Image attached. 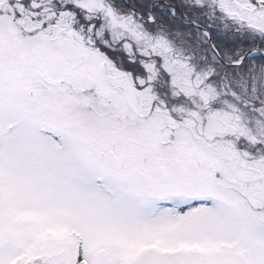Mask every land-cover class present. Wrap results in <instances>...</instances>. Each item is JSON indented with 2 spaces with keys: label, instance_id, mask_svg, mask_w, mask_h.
<instances>
[{
  "label": "snow or ice",
  "instance_id": "6c2138e0",
  "mask_svg": "<svg viewBox=\"0 0 264 264\" xmlns=\"http://www.w3.org/2000/svg\"><path fill=\"white\" fill-rule=\"evenodd\" d=\"M0 264H264V0H0Z\"/></svg>",
  "mask_w": 264,
  "mask_h": 264
}]
</instances>
